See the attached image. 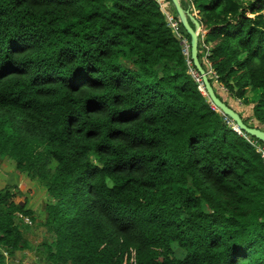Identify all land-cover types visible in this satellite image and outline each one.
I'll list each match as a JSON object with an SVG mask.
<instances>
[{
  "label": "trees",
  "instance_id": "trees-1",
  "mask_svg": "<svg viewBox=\"0 0 264 264\" xmlns=\"http://www.w3.org/2000/svg\"><path fill=\"white\" fill-rule=\"evenodd\" d=\"M180 3L217 97L264 131V0ZM170 8L177 31L155 0H0V157L49 198L46 264H264L263 143L199 89ZM31 206L0 188V264Z\"/></svg>",
  "mask_w": 264,
  "mask_h": 264
},
{
  "label": "rangeland",
  "instance_id": "rangeland-1",
  "mask_svg": "<svg viewBox=\"0 0 264 264\" xmlns=\"http://www.w3.org/2000/svg\"><path fill=\"white\" fill-rule=\"evenodd\" d=\"M168 4L162 11L163 13L167 11L168 14H171V8ZM166 7L167 9L165 10ZM191 14L197 20L201 17L200 13L197 10H194L193 12H191ZM199 89L205 95L203 85H201L200 83ZM247 95H250V93H248ZM238 104H240V101H238ZM212 107L215 108L213 105ZM250 109V106L246 107L243 114L249 112ZM228 124H230V126H232V128L234 129L233 122L229 120ZM250 124L253 125L252 121H250ZM6 186L12 187L15 202H22L24 199H26L29 202V205L32 204L30 208H32L36 213V223H33L31 221L32 224H30L28 220L22 221L23 223H26V225L30 226L29 228H24V237L28 239L31 249L17 252L15 260L9 262L8 264H46L44 260L42 261L43 249L40 245L42 241L44 242L47 235L45 228L40 225V223L44 220V205L49 201L45 190L37 182L31 181L30 179L24 177V175L20 174L15 169L12 161L7 158L0 157V188H4ZM18 220L20 219H15L16 223H19Z\"/></svg>",
  "mask_w": 264,
  "mask_h": 264
},
{
  "label": "water",
  "instance_id": "water-1",
  "mask_svg": "<svg viewBox=\"0 0 264 264\" xmlns=\"http://www.w3.org/2000/svg\"><path fill=\"white\" fill-rule=\"evenodd\" d=\"M178 20L183 29L190 36V59L196 71L200 74L205 95L209 98L210 103L224 116L230 119L234 124V130L239 133H244L250 137L264 143V131L255 127L246 125L241 116L231 107L222 102L216 95L206 72L202 69L198 60V41L201 32L199 21L191 14L189 9H184L181 6L180 0H169ZM192 24V26L190 25ZM183 44V42H181Z\"/></svg>",
  "mask_w": 264,
  "mask_h": 264
},
{
  "label": "built area",
  "instance_id": "built-area-1",
  "mask_svg": "<svg viewBox=\"0 0 264 264\" xmlns=\"http://www.w3.org/2000/svg\"><path fill=\"white\" fill-rule=\"evenodd\" d=\"M158 5L160 6L161 10H164V7L169 3L167 0H155ZM170 6V4H168ZM167 9V7L165 8V10ZM165 15L167 17V21H168V24L173 28L175 29L176 31L178 30V24L177 22L172 18L171 14H168V12L166 11L165 12ZM183 42V53L184 55L188 56V46H187V43H186V40L185 39H182ZM192 75L196 77V81L197 82H201V78L199 76H197L196 72L194 70H190ZM226 122L229 123V119L226 117ZM250 143L255 147L256 149V152L259 154V156L261 157L262 159V162L264 164V143L263 144H258L256 143L255 141H250ZM17 219H21L22 221L23 220H28L29 223L31 224V221L26 218V217H23L21 214H17ZM26 224V223H25Z\"/></svg>",
  "mask_w": 264,
  "mask_h": 264
},
{
  "label": "crops",
  "instance_id": "crops-1",
  "mask_svg": "<svg viewBox=\"0 0 264 264\" xmlns=\"http://www.w3.org/2000/svg\"><path fill=\"white\" fill-rule=\"evenodd\" d=\"M9 262H11V261L7 260V261H6V264H8Z\"/></svg>",
  "mask_w": 264,
  "mask_h": 264
}]
</instances>
